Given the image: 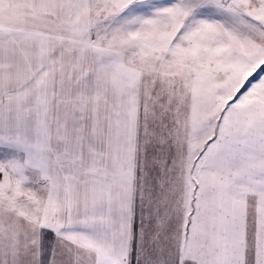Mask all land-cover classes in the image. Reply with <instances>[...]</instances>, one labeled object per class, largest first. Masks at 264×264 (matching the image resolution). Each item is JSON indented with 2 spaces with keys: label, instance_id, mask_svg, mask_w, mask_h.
Instances as JSON below:
<instances>
[{
  "label": "snow or ice",
  "instance_id": "obj_1",
  "mask_svg": "<svg viewBox=\"0 0 264 264\" xmlns=\"http://www.w3.org/2000/svg\"><path fill=\"white\" fill-rule=\"evenodd\" d=\"M0 264H264V0H0Z\"/></svg>",
  "mask_w": 264,
  "mask_h": 264
}]
</instances>
